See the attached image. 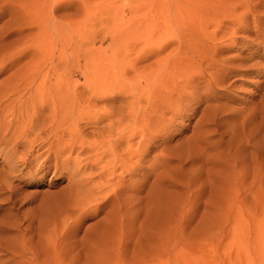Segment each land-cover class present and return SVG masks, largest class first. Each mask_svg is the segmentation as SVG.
<instances>
[{
    "label": "rangeland",
    "instance_id": "rangeland-1",
    "mask_svg": "<svg viewBox=\"0 0 264 264\" xmlns=\"http://www.w3.org/2000/svg\"><path fill=\"white\" fill-rule=\"evenodd\" d=\"M245 1L258 4L240 19L223 21L217 40L203 38L214 47L201 40L200 47H188L184 69L172 68L178 52L169 41L173 34L160 52L138 60L140 42L130 47L119 66L122 77L111 79L115 97L93 101L100 120H81L80 136L66 140L67 148L58 144L47 153L37 141L16 163L0 152V264L30 263L25 243L34 244L35 264H264V0ZM143 2L0 0V45L41 29L56 40L59 23L65 27L58 34L71 44L79 38L70 25L80 24L86 47L108 48L112 14L119 11L128 21L131 8ZM197 2L199 18L211 7L210 0ZM210 24L205 33L214 29ZM210 57L218 60V73ZM70 63L71 79L82 80ZM207 64V71L201 69ZM8 73H0V82ZM122 82L144 93L125 95ZM130 101L133 166L121 173L107 150L118 140L115 121L127 120ZM126 144L110 149L123 156ZM11 150L21 158L27 147Z\"/></svg>",
    "mask_w": 264,
    "mask_h": 264
},
{
    "label": "bare ground",
    "instance_id": "bare-ground-1",
    "mask_svg": "<svg viewBox=\"0 0 264 264\" xmlns=\"http://www.w3.org/2000/svg\"><path fill=\"white\" fill-rule=\"evenodd\" d=\"M200 1L202 2V0ZM207 1L208 0H205V4ZM212 1L213 0H210V2H207L206 4L211 8L210 9L207 8L206 11H204L205 14L203 13L202 15H200L199 18L198 16L196 17L197 10L194 8L197 0H147L148 3L146 2L139 3L138 5H135L134 7L131 8V10L129 11L131 17H128V21L127 18L123 20L124 17H121L120 15L121 13L119 11L118 12L116 11L117 15L115 12L112 14L115 16L111 17L112 18L111 21L113 22L116 21V22H114L115 25H112V28H110L111 31H109L111 33V39H109L111 45L108 48L92 47L95 49L92 48L90 49L88 48L89 46L86 47V45H84V42L82 43L80 41L81 39L82 40L85 39L83 37L84 34L82 32L83 27L80 24L70 25L69 30H71V32L76 35V38L77 37L79 38V41L77 38L78 42L73 44H71V42L68 41L67 38L65 40L64 39L65 36H63L62 34H58L63 27L62 26L63 24L60 25L59 23H56L55 27L53 28V30L55 29L57 33L56 40L55 38L54 40L51 39L53 35L50 38L49 35L46 34L45 30L41 29L40 31L38 30L37 33L31 31L32 33H29L27 35L26 33L21 34L24 36H20L19 34V37H16L15 39L13 38L14 40L10 38V40L12 41L10 42L8 41L7 43L4 42V44L0 45V73L5 71L9 73L6 76V78L2 82H0V152H4L6 154V159L8 162L16 163L18 159L25 160L26 157L31 155L32 149H34L32 148V145L37 141H41L39 143H43L45 144V146H47L46 148L47 153L51 151L54 145L62 144L65 147L68 146V142H66V140L70 141V139L72 140L79 138L80 136L79 123L81 120L83 119H89V120L94 119V121L100 120L101 117L99 118L98 116H96L97 114L95 113V110H98V108L94 105L93 101H96L98 97H102V96L115 97L114 96L115 93L113 92V90L115 89L116 86L112 90L113 86L112 87L110 86L112 85L111 79L122 77L119 71V66L123 64L124 61L126 62L127 59H124L123 54L124 52L126 54V51L130 50L129 49L130 47H134L137 42H140L142 45H140V43L139 44L137 43L138 45L136 44L138 48L141 47V50L138 51L137 53L139 56L135 55L136 57L133 58L134 59H136L137 57L144 58L145 55L154 53V51H157L156 53H158V51L160 52L166 45L169 44V41H175L177 44L176 49H178V52L172 68L176 67L175 70L177 69V67L178 69H184L183 67H181V64L183 63V59L185 60L187 58L188 47L190 48V46L196 43L198 46L199 40L203 41L201 44L204 43V45L206 46L205 48L214 47L215 46L214 44L205 42L206 40H204L203 38L208 36L206 38H209L211 40L214 39L217 40L216 36L217 33L220 31L221 28L220 24H222L223 21H228L233 18L234 20L240 19L241 16H244L250 11L251 7H255L258 4V2H255L252 3L250 6L251 2L249 3V1H245V0H218L217 3L213 5ZM170 3L172 4V7L170 6ZM168 5L169 7H171L170 9ZM166 6L167 9H162V8H166ZM237 8H243L244 11L242 10V12L244 14L242 13L241 15L236 14ZM28 17H30L29 14ZM48 17L50 18V16ZM31 18L32 17H30V19ZM117 18L119 21L117 20ZM124 21L127 22L125 23ZM84 24H85V18H84ZM208 24L212 25V28H214L213 30H211L210 34L205 33L206 28L209 26ZM20 25H22V23ZM28 25L30 26L32 25V23L30 24V20L25 21V26L27 27ZM47 27L48 24H46L45 29H47ZM174 29L178 30L179 32L177 31V34H175V32L173 31ZM15 31L20 33L23 32V31L22 32L19 31L18 29H16ZM228 33L229 32H226L225 34ZM172 34L174 37L172 39L174 40H169V41L165 40L166 37L168 38L169 36H172ZM222 34L224 35V32ZM198 47H200V43ZM192 48H194V46H192ZM201 48L203 49V47ZM108 49H110L109 50L110 54L106 52ZM68 56H70V59L68 58ZM25 57L27 58L26 60L23 59L22 61H20L22 58ZM125 58L127 57L125 56ZM69 60H71L70 62H72L73 68L76 69L77 73L80 76H82V80L74 81L71 79V75H70L71 73L69 69L72 68V66H70L71 63L68 62ZM120 60L121 62L119 63ZM188 60L190 59L188 58ZM210 60H213V57ZM213 61H214L213 63L214 66L211 65L210 68L214 67L213 73H218L217 72L218 69L215 71V68H218L219 62L218 60H213ZM15 66L16 68H14ZM186 67H188L187 64ZM202 68L205 71H207L208 64L206 67L205 66L201 67V69ZM75 69L73 72H75ZM109 80L111 83L109 82ZM145 80L147 82L148 78ZM115 81L116 84L117 82H119L118 79ZM115 81L113 80V82ZM122 81H124L123 78ZM157 83H161V81L159 82L157 81ZM146 85L148 86V84ZM134 86L138 88L137 84H133V85L131 84V87L124 86L127 87L125 89L127 91L124 92L125 95H128L127 93H130L131 95L134 94V96L137 95L139 97V95L141 96V94L144 93L141 90L134 91L133 90ZM118 92H120V90ZM121 92L123 93V91ZM152 96L154 95L152 94ZM127 101H129V99ZM132 102L128 104L126 110L127 112H125L126 113L125 117H127L126 121L123 119L125 122L122 121V118L119 119V117H118L119 120L116 119V117H115L116 121L113 119L115 121V125L114 124L112 125H114L116 129L115 132L118 140H116L113 144H109V150L106 149L107 151H109L110 154L114 153V155L112 154V156H114L113 159L116 160V163L114 162L115 165L113 166V168L115 167L117 169L118 168L122 169L121 173L129 172V170L133 166V162H132L133 149L129 141L130 138H132L135 130L134 127L131 128L130 125H128V122H130L131 120V119L128 120V118H132L133 116L132 114L133 111L131 109V106H133ZM152 102L153 101H151L150 103L148 102V104H150L151 107H153L154 105V102L153 103ZM142 120L143 119H141V121ZM143 131L144 130L141 126L139 128L140 135H144ZM108 136L111 137L112 132H109ZM121 140H125L128 145L126 144L127 146H125L124 155L118 156L110 148L111 146L113 147L115 145H118L121 142ZM98 144L99 146L101 145L100 143ZM23 145L27 147V150L26 151L23 150L24 152L21 153L22 157L18 158L16 156L17 151L11 150V148L13 147L18 148ZM9 146L11 148H9ZM54 157L56 158L58 156H54ZM49 158L50 157L47 156L46 158H44V160H49ZM60 158L62 157L60 156ZM14 166L15 165L13 164L11 168L8 169L9 172H12ZM109 173H113V172L110 171ZM100 189L98 188V190ZM32 238H33L32 235H30L28 240L32 241L33 240ZM25 244H23L24 249L27 250L29 249L30 251L29 250L28 251L31 252L30 255L27 251L25 252L26 254L28 253L27 257L30 256L27 259L28 261L30 260V263L29 262L28 263L35 264V260L38 257L35 258L36 256L33 252V249L31 250V248H33L32 245L34 244H32L31 246H28L29 243L28 245ZM20 253L22 252L20 251Z\"/></svg>",
    "mask_w": 264,
    "mask_h": 264
}]
</instances>
